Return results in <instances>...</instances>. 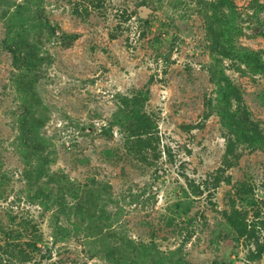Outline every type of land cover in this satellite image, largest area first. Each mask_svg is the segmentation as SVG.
Listing matches in <instances>:
<instances>
[{
	"label": "rangeland",
	"instance_id": "1",
	"mask_svg": "<svg viewBox=\"0 0 264 264\" xmlns=\"http://www.w3.org/2000/svg\"><path fill=\"white\" fill-rule=\"evenodd\" d=\"M0 0V260L4 264H264L250 261L248 243L236 239L224 212L232 203L254 219L264 242V149L242 146L219 189L193 193L212 179L225 156L220 118L211 114L216 86L206 20L190 0ZM244 34L239 47L264 53V26L252 16L264 0H234ZM23 6L47 22L32 30L44 64L37 91L47 114L41 130L51 176L37 178L19 142L22 100L18 71L4 47L8 14ZM78 12V13H77ZM130 16L126 22L123 14ZM264 22V13L259 16ZM243 20V21H242ZM148 21V23H145ZM32 22H29V25ZM50 29L55 34H50ZM41 33V35H39ZM116 33V39L111 34ZM77 35L69 47L62 35ZM227 64H229L227 62ZM254 121L264 129V75L228 70ZM148 93L145 112L158 126L159 158L134 160L115 122L120 96ZM190 126L195 129H188ZM62 176L63 180L51 178ZM246 182L257 206L237 195ZM64 202L43 205L39 190ZM60 190H63L60 193ZM52 194V193H51ZM257 220V219H256ZM34 245L43 250L37 253ZM31 254L27 263L19 251ZM136 264V263H135Z\"/></svg>",
	"mask_w": 264,
	"mask_h": 264
},
{
	"label": "trees",
	"instance_id": "2",
	"mask_svg": "<svg viewBox=\"0 0 264 264\" xmlns=\"http://www.w3.org/2000/svg\"><path fill=\"white\" fill-rule=\"evenodd\" d=\"M105 0H99L103 3ZM159 0H142L144 6L154 5ZM198 7L206 20V35L209 41V49L212 57V64L209 67L211 79L216 86V98L209 101L211 107L206 118L212 114H217L220 118L224 137L226 140L225 156L221 166L218 168L212 179L205 183L204 189L190 183V187L196 195H203L210 189L217 190L224 182H229L226 173L231 169L238 159V150L242 146L252 149H264V129L259 123L253 120L243 98L240 88L228 75V70H234L242 75L252 74L253 76L264 75V53L248 48L239 47L237 40L244 34L241 25V14L238 12L234 0H190ZM23 6L17 7L8 14L7 35L4 39L5 49L13 57V65L18 71L14 83L21 96L22 107L18 117L19 142L25 161L32 166L36 164V174L38 179L51 176L49 165L52 163L47 140L42 136L41 130L47 122V114L41 97L37 91V83L40 80L41 70L46 63L51 62V58L42 53L40 39L31 38L32 30H45L47 22L36 20L35 17L28 18L23 13ZM253 18L264 26L259 16L264 13V4L257 2L253 7ZM78 13V12H77ZM127 14H123L124 20ZM243 21V20H242ZM29 22H32L29 25ZM145 23H148L146 21ZM49 28V26H48ZM50 34L54 35L55 30L50 29ZM41 35V33H39ZM264 35V34H263ZM116 33L111 34V39L117 38ZM77 35H62L64 46H71ZM227 62L229 64H227ZM148 100V93L141 92L133 97L120 96V106L115 115V122L108 132L113 133L112 128L118 127L123 134L125 147L128 154L137 162L149 163L148 154L151 152L159 158L158 126L152 116L145 112V103ZM188 129H195L190 126ZM55 181H62V176L51 178ZM59 179V180H58ZM63 190H60L62 193ZM52 193V194H51ZM45 193L42 189L37 193L42 204L64 202V196L54 200L53 192ZM237 195L249 206H257L252 187L242 182L238 184ZM260 211L255 212L254 219H250L248 214L240 210L232 203L231 210L224 212V218L231 227L236 239L240 242L248 243L251 248L249 260H261L264 255V242H261V233L258 232ZM257 219V220H256ZM264 224V221L261 222ZM37 253H43L37 245L33 246ZM147 248L142 251H134L140 256L141 264L147 257ZM120 252L119 248L109 249L108 259L115 264H121V258L116 256ZM20 260L27 263L31 260V254L20 250ZM44 254V253H43ZM138 264V262H135ZM132 263V264H135ZM0 264H4L0 260Z\"/></svg>",
	"mask_w": 264,
	"mask_h": 264
}]
</instances>
